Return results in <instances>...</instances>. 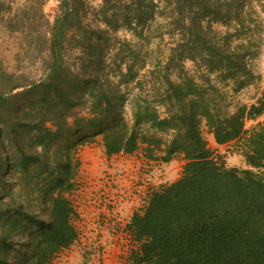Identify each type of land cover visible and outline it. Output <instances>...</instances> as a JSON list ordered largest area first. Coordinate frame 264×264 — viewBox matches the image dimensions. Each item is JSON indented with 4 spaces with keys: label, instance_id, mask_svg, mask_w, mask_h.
I'll return each instance as SVG.
<instances>
[{
    "label": "trees",
    "instance_id": "trees-1",
    "mask_svg": "<svg viewBox=\"0 0 264 264\" xmlns=\"http://www.w3.org/2000/svg\"><path fill=\"white\" fill-rule=\"evenodd\" d=\"M254 1L264 14V0H101L98 8L57 0L50 21L46 0H26L7 17L21 36L16 58L24 65L19 74L0 67V264H51L75 244L67 198L80 169L74 156L96 134L107 157L142 148L150 161L185 162L181 176L131 216L138 248L127 264H264V123L245 129L264 112V92L228 112L216 84L230 82L237 92L255 79ZM3 9L10 6L0 2ZM156 17L164 27L157 37L167 42L153 55ZM120 29L134 43L118 38ZM31 63L39 79L27 72ZM127 101L131 124L115 118ZM202 126L217 145L244 137L248 168L218 162ZM94 129L50 154L58 135Z\"/></svg>",
    "mask_w": 264,
    "mask_h": 264
},
{
    "label": "rangeland",
    "instance_id": "rangeland-1",
    "mask_svg": "<svg viewBox=\"0 0 264 264\" xmlns=\"http://www.w3.org/2000/svg\"><path fill=\"white\" fill-rule=\"evenodd\" d=\"M25 1L26 0H0V2L4 3V6H10V10L3 9L0 12V67L7 70L8 72L16 71V69H18L20 66H23L24 63L21 62V64L18 65V59L16 58V54L19 51L21 36L17 32L10 31L11 27L7 25L6 20L8 16L17 13ZM86 1L92 8H98L101 3V0ZM252 5L256 12L253 14V16H260L259 27L253 31L252 37L257 41L258 46L255 47V55L248 62L249 68L255 76V79L246 87L234 92L230 82L225 84L216 82L217 78L214 75H211L212 81L216 82L217 86L220 87L221 90L226 94L225 102L228 104V112H233L238 106L241 105L249 106L258 98H260L264 92V14L259 12L260 10L257 1H254ZM42 9L44 14L51 21L57 13V0H46V3ZM161 22L162 21L156 17L151 26V29L154 30L155 35L147 45V50L151 51L153 55H158L159 49H164V44L167 42V38H164V41H161L160 37H157L159 36V33L164 32L163 23ZM116 36L120 39L130 40L134 43L132 34L125 31V29L118 30ZM144 50L145 49H143V51ZM184 64L186 71L190 75L198 76L197 71L191 62L186 61ZM30 65L31 69H28L27 72L30 71L31 76L34 77L35 80L39 79L41 74L39 71H37L38 64L31 63ZM16 72L19 74L20 71L17 70ZM102 72L103 73L101 74H105L104 71ZM89 73H93V71H89ZM87 99L88 95H86L84 92V94L77 101L79 102V105L76 108L78 112L82 113L84 111L85 105L83 102ZM160 113L161 115H164L162 109H160ZM116 117H121L126 122L131 124V109L128 101L122 107L116 110L115 118ZM115 118L105 121L102 124L103 127L111 124ZM261 123H264V112L255 121L246 122L245 129L247 130V133L255 128L257 124ZM140 129L143 130L144 127ZM95 131L96 129L93 131L87 130L75 133H62L55 138L50 146L49 152L50 154L56 150L65 152V150L80 137L90 135ZM202 133L208 142L209 148L213 151L215 158L218 159V162H223V164L228 168H248L241 154L244 144V137L234 141V143L228 145L227 148L223 149L222 152L218 154L215 153L217 149L214 148L213 137L204 126H202ZM93 138L94 140L92 143H87L76 148L74 158L77 157L79 159L81 175L86 177L88 180H93L96 176L104 178L116 177L117 184L122 188H124V186L128 188L131 185L138 184L140 181L138 173H142L144 170L143 166L146 165L144 160L142 161L143 157H145L143 149H138L136 153L132 154L131 156H126V154L120 153L114 155L112 157L113 159H107L101 143L102 136L96 134ZM161 138L164 142L169 140L168 135H161ZM184 163L185 162L180 156H175L170 162H168L167 165H164L165 163H156L155 161L153 163L155 165L152 167L153 173L151 179L155 182L157 180V182L161 180L162 186L168 185L176 181L181 176ZM80 180L81 178L77 179V181ZM109 240L110 239L105 238L104 241L96 244L83 241L73 244L68 249L59 253L51 264H87V262H85L86 258L82 256L83 252H86V254L89 255L95 254V257H89L88 262L91 261L90 264H101L105 259L104 256L107 254V242H109ZM123 241L126 242V247H120L119 255L123 259L122 262L126 263L128 251L131 250V247L136 246L137 248V245H135V242H133L130 238H127ZM102 250H105L103 256L100 255V251Z\"/></svg>",
    "mask_w": 264,
    "mask_h": 264
},
{
    "label": "built area",
    "instance_id": "built-area-1",
    "mask_svg": "<svg viewBox=\"0 0 264 264\" xmlns=\"http://www.w3.org/2000/svg\"><path fill=\"white\" fill-rule=\"evenodd\" d=\"M131 155L126 154V156ZM113 156H106V158L113 159ZM143 160L146 165L143 166L142 173H138L140 181L128 188L120 187L116 182V177L96 176L93 180H88L81 175L79 169L75 186L67 194L74 212L72 223L77 232L75 244L89 241L91 238L99 242L104 241L105 238L111 241H123L130 238L133 241L127 229L131 216L136 212L140 213L146 207L151 194L164 187L161 180L155 182L151 179L155 161H150L145 157ZM78 178H81V182L77 181ZM104 251H100V255L103 256ZM129 254L130 252L128 257Z\"/></svg>",
    "mask_w": 264,
    "mask_h": 264
},
{
    "label": "crops",
    "instance_id": "crops-1",
    "mask_svg": "<svg viewBox=\"0 0 264 264\" xmlns=\"http://www.w3.org/2000/svg\"><path fill=\"white\" fill-rule=\"evenodd\" d=\"M234 142H231L229 144H225V145H217L215 144V142H213V145H214V148L217 149V151H215V153H221L223 149L227 148L228 145L232 144ZM168 163H165L164 165H167ZM171 184V183H170ZM169 185V184H168ZM105 236H108L107 234H105ZM86 242H90L91 244H96V243H101L97 240H95L94 238H91L89 241H86ZM108 243V248H107V254L105 257V259L102 261L101 264H126L124 262H122V257L119 255L120 254V247H126V242L125 241H122V240H119V241H115V240H112ZM135 245H137V248H138V244L135 243ZM136 246L134 247H131V250H137ZM131 252V251H128V253ZM82 256H84V258H86L85 262H87V264H90L91 261L88 262L89 260V257H95V254L94 255H89V254H86V252H83ZM121 259V261H120Z\"/></svg>",
    "mask_w": 264,
    "mask_h": 264
}]
</instances>
